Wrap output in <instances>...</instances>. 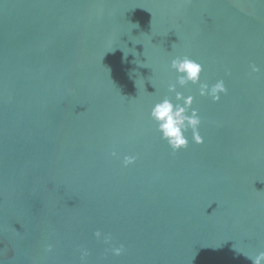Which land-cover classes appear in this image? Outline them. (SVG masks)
I'll return each instance as SVG.
<instances>
[{
  "label": "water",
  "instance_id": "95a60500",
  "mask_svg": "<svg viewBox=\"0 0 264 264\" xmlns=\"http://www.w3.org/2000/svg\"><path fill=\"white\" fill-rule=\"evenodd\" d=\"M184 55L228 94L178 86L204 143L172 153L148 113ZM79 246L84 264L264 251V0H0V264H81Z\"/></svg>",
  "mask_w": 264,
  "mask_h": 264
},
{
  "label": "clouds",
  "instance_id": "9594fccd",
  "mask_svg": "<svg viewBox=\"0 0 264 264\" xmlns=\"http://www.w3.org/2000/svg\"><path fill=\"white\" fill-rule=\"evenodd\" d=\"M171 70L175 72V82L169 83L167 92L172 95H164L156 101L150 108L148 116L155 125V131L159 133L160 139L163 140L170 148L172 153L187 148L189 144V135L191 142L194 144H203L204 137L200 134L202 117L198 110L193 107L195 97L192 94L185 95L184 92L178 91L177 88H184L191 84L197 86V94L200 97L210 98L213 103L219 102L221 97L228 94V88L223 78L217 79L214 83L201 79L204 66L201 62L191 58L188 55L174 56L169 63ZM253 73H258L260 69L255 65H250ZM226 75L230 71L226 70ZM114 158H120L115 150L109 152ZM138 155H123L121 164L127 168L129 165L136 163ZM92 235L97 241L102 242L107 247L104 249L105 255L110 253L111 256L120 257L125 251L123 243H114L111 233L102 232L100 229L95 230ZM45 252H52L51 243L45 246ZM79 260L84 264L86 258L91 255L90 251L83 246L77 248ZM252 261V264H264V251L257 252L254 256H246Z\"/></svg>",
  "mask_w": 264,
  "mask_h": 264
}]
</instances>
